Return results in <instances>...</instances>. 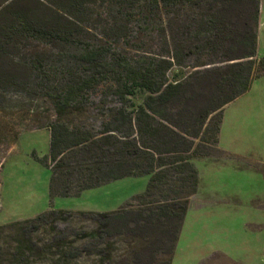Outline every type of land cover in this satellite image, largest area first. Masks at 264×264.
<instances>
[{"label": "trees", "instance_id": "obj_1", "mask_svg": "<svg viewBox=\"0 0 264 264\" xmlns=\"http://www.w3.org/2000/svg\"><path fill=\"white\" fill-rule=\"evenodd\" d=\"M7 1L0 0V16L11 17L0 24V54L13 37L14 49L35 41L75 50L17 64L32 75L18 90L45 98L53 111L36 128L49 132L41 161L51 172L50 196L78 197L124 178L149 180L113 212L47 211L0 226L14 239L0 264L43 256H51L47 264H172L199 188L194 161L224 159V108L264 76L259 0H46L75 23L73 32L11 13ZM90 31L101 39L85 40ZM73 216L92 228L71 234L73 241L57 234L43 247L33 242L32 234L59 233L56 223Z\"/></svg>", "mask_w": 264, "mask_h": 264}, {"label": "rangeland", "instance_id": "obj_2", "mask_svg": "<svg viewBox=\"0 0 264 264\" xmlns=\"http://www.w3.org/2000/svg\"><path fill=\"white\" fill-rule=\"evenodd\" d=\"M7 3L11 13L23 12L33 22L74 31L75 23L53 13L46 0ZM10 20L6 11L1 14V25ZM85 38L93 43L101 39L94 31ZM73 49L63 43L35 41H21L14 49L13 37V42L5 45L6 53L0 54V226L31 220L47 211L113 212L145 191L147 176L124 178L78 197L50 196L51 172L41 161L49 153V132L36 128L45 124L53 111L45 98H30L18 90L32 75L17 64L23 57L54 59ZM257 57L264 58V0H259ZM219 148L226 154L223 160L194 161L199 188L190 199L172 264H264V76L224 108ZM229 155L233 158H227ZM91 228L90 223L73 216L56 223L59 233L50 235L43 229L31 237L43 247L57 234L73 241L71 234ZM2 233L4 259L14 249V239L11 230ZM72 243L82 247V242ZM119 249L115 255L121 253ZM44 259L51 256L33 259L32 264H47Z\"/></svg>", "mask_w": 264, "mask_h": 264}]
</instances>
